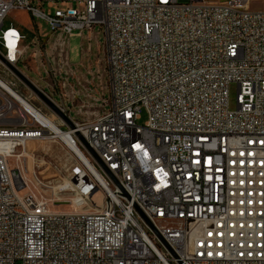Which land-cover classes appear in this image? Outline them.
Masks as SVG:
<instances>
[{
  "label": "built area",
  "instance_id": "obj_1",
  "mask_svg": "<svg viewBox=\"0 0 264 264\" xmlns=\"http://www.w3.org/2000/svg\"><path fill=\"white\" fill-rule=\"evenodd\" d=\"M253 1L0 0V264H264V0ZM14 10L33 17L32 41L5 26ZM96 27L108 93L78 122L59 81L68 71L55 66L68 64L70 37ZM52 78L64 92L49 90ZM64 136L73 211L11 161Z\"/></svg>",
  "mask_w": 264,
  "mask_h": 264
},
{
  "label": "rangeland",
  "instance_id": "obj_2",
  "mask_svg": "<svg viewBox=\"0 0 264 264\" xmlns=\"http://www.w3.org/2000/svg\"><path fill=\"white\" fill-rule=\"evenodd\" d=\"M261 2L262 0H254L252 7H260ZM53 11L54 9H46L47 13ZM37 22L43 26L45 25L40 20H37ZM33 23V17L29 12L24 10L11 11L5 18V26L12 24L19 28L27 35L28 42L32 41L35 36L31 30V26L34 25ZM98 31L99 29L96 27L95 34H89L87 30H84L83 37L76 35L70 37L68 64L55 66L57 71L58 69L68 71L67 75L62 74V78L59 81H61V84L62 82H67L68 84L65 89V92L71 98V103H67L68 108L71 111L72 118L78 122L92 119V115L103 111V108L99 105L100 102L96 104L97 98L101 96L100 87H104L103 93H108L106 89L108 77L105 72L104 39L102 33L96 35ZM89 38L91 39L90 41ZM89 46V51L83 53L82 50H87ZM27 74L32 79L38 81L40 85L45 86L36 70H27ZM50 83L53 88H49V90L53 94L59 95L62 90L64 92V88H60L58 86L59 83L56 85L54 79ZM14 87L22 94L30 96L29 90L19 82L16 81ZM57 95L54 98L57 102H60L61 100ZM237 99L238 85L231 83L229 86V108L231 110H236ZM147 118V113L143 110L139 123L144 124ZM27 151V153H24L22 150L19 154L21 157H18V155L12 158L11 161L17 163L18 160H21L25 167L24 175L28 173L29 176H32V174L36 173L47 183L49 188L41 189V193L51 199V201L54 200L56 210L73 211L74 207L68 202L72 198V195L67 191L69 182L66 179L76 159L66 143L53 139L37 140L30 143ZM58 188L64 192H58ZM62 200H66L67 202H63Z\"/></svg>",
  "mask_w": 264,
  "mask_h": 264
},
{
  "label": "water",
  "instance_id": "obj_3",
  "mask_svg": "<svg viewBox=\"0 0 264 264\" xmlns=\"http://www.w3.org/2000/svg\"><path fill=\"white\" fill-rule=\"evenodd\" d=\"M26 83L30 86V88L39 96V98L49 107L51 108L57 115L62 117L65 122L68 124V126L71 129H75L74 122L65 115L53 102H51L40 90H38L31 82L24 79ZM76 135L78 136L79 140L83 143V145L87 148L89 153L95 158V160L107 171L105 165L102 163V161L99 159L98 155L95 153V151L90 147V145L87 143L85 138L81 135L80 132H76ZM109 173V171H107ZM110 174V173H109Z\"/></svg>",
  "mask_w": 264,
  "mask_h": 264
},
{
  "label": "bare ground",
  "instance_id": "obj_4",
  "mask_svg": "<svg viewBox=\"0 0 264 264\" xmlns=\"http://www.w3.org/2000/svg\"><path fill=\"white\" fill-rule=\"evenodd\" d=\"M31 142H33V141H31ZM31 142H29L28 144H26V147H25V149H23V151H24V153H27L28 151H27V149L29 148V145H30V143ZM62 142H64V143H66V144H70V141L68 140V138L67 137H63V140H62ZM78 152H79V155L81 156V157H85L83 154H81V152L79 151V150H77ZM18 157H21L20 155L18 156ZM86 158V157H85ZM89 165L92 167V165L89 163ZM25 177V176H24ZM26 178V177H25ZM69 186H70V183H69ZM68 186V187H69ZM67 187V188H68ZM68 190H69V188H68ZM63 202H67L66 200H62ZM61 201V202H62ZM53 202H54V200H53ZM69 202V201H68Z\"/></svg>",
  "mask_w": 264,
  "mask_h": 264
}]
</instances>
